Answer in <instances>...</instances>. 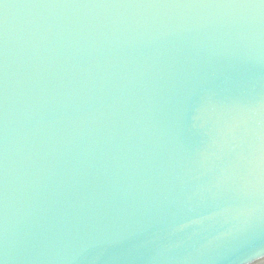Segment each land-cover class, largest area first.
<instances>
[{"label":"water","instance_id":"95a60500","mask_svg":"<svg viewBox=\"0 0 264 264\" xmlns=\"http://www.w3.org/2000/svg\"><path fill=\"white\" fill-rule=\"evenodd\" d=\"M0 264H264V0H0Z\"/></svg>","mask_w":264,"mask_h":264}]
</instances>
